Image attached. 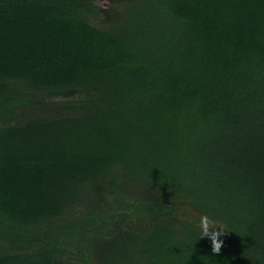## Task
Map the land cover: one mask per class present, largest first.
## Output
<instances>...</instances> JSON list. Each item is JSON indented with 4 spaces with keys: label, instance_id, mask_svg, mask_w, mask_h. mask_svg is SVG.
Returning a JSON list of instances; mask_svg holds the SVG:
<instances>
[{
    "label": "trees",
    "instance_id": "obj_1",
    "mask_svg": "<svg viewBox=\"0 0 264 264\" xmlns=\"http://www.w3.org/2000/svg\"><path fill=\"white\" fill-rule=\"evenodd\" d=\"M0 264H264V0H0Z\"/></svg>",
    "mask_w": 264,
    "mask_h": 264
},
{
    "label": "clouds",
    "instance_id": "obj_2",
    "mask_svg": "<svg viewBox=\"0 0 264 264\" xmlns=\"http://www.w3.org/2000/svg\"><path fill=\"white\" fill-rule=\"evenodd\" d=\"M219 226V230H217ZM199 236H207L211 242V251L213 253H219L223 241L218 237L225 230L216 220L209 214H203L198 220Z\"/></svg>",
    "mask_w": 264,
    "mask_h": 264
},
{
    "label": "rangeland",
    "instance_id": "obj_3",
    "mask_svg": "<svg viewBox=\"0 0 264 264\" xmlns=\"http://www.w3.org/2000/svg\"><path fill=\"white\" fill-rule=\"evenodd\" d=\"M101 4L106 5L104 2H102ZM195 216L199 219L201 215L195 214Z\"/></svg>",
    "mask_w": 264,
    "mask_h": 264
}]
</instances>
